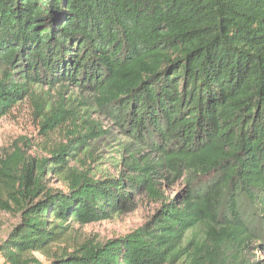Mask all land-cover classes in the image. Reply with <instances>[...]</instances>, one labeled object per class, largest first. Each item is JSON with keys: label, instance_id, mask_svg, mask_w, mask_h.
Segmentation results:
<instances>
[{"label": "trees", "instance_id": "1", "mask_svg": "<svg viewBox=\"0 0 264 264\" xmlns=\"http://www.w3.org/2000/svg\"><path fill=\"white\" fill-rule=\"evenodd\" d=\"M57 85L91 97L147 153L105 178L60 159L63 190L30 156L0 158L1 264H258L246 250L264 238V0H0V118ZM160 170L185 194L165 198ZM140 192L159 202L143 225L50 252Z\"/></svg>", "mask_w": 264, "mask_h": 264}, {"label": "rangeland", "instance_id": "2", "mask_svg": "<svg viewBox=\"0 0 264 264\" xmlns=\"http://www.w3.org/2000/svg\"><path fill=\"white\" fill-rule=\"evenodd\" d=\"M26 97L0 118V158L14 151L30 156L32 171L43 168L41 180L50 188L66 189L60 159L67 167L86 171L95 178L116 177L133 158L146 154L131 139L122 135L115 122L101 112L89 96L65 85L53 88L32 87ZM52 118L51 121H47ZM93 126L94 133H86ZM92 130V128H91ZM85 134L84 144L79 140L69 143L75 133ZM64 151H60L62 148ZM60 155L54 158V154ZM46 160V161H45ZM122 171V172H123ZM160 170L155 177L157 188L165 198L185 194L182 182L172 180ZM133 208L113 214L109 219L87 224H73L58 242L50 246L51 253L70 251L82 243H102L121 237L143 225L155 215L159 202L145 192L138 193ZM4 214V210L0 211ZM12 221V220H11ZM0 225V239L4 237L10 219ZM44 261L49 252H33ZM250 262L264 264V238L258 236L246 250ZM0 256V264L2 263Z\"/></svg>", "mask_w": 264, "mask_h": 264}]
</instances>
